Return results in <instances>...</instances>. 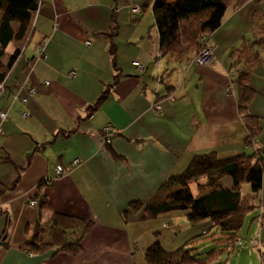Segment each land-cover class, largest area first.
<instances>
[{"label": "crops", "instance_id": "crops-1", "mask_svg": "<svg viewBox=\"0 0 264 264\" xmlns=\"http://www.w3.org/2000/svg\"><path fill=\"white\" fill-rule=\"evenodd\" d=\"M153 4L43 0L30 25L28 47L24 40L7 46L4 64L16 50L19 54L0 95V111L7 113L0 135V264H145V250L155 241L167 251L190 245V239L181 245L174 233L171 239L157 238L148 220L160 216L150 218L145 208L194 156L251 154L238 105L236 80L245 69L238 55L245 57L246 48L264 34V0L227 2L220 27L209 36L210 67L194 65L192 50L180 58L160 55ZM133 6L140 15L131 13ZM252 51L256 64L246 71L255 94L248 115L260 119L252 148L264 151V47ZM230 83L233 88L226 93ZM30 89L35 94L25 105L14 100ZM156 101L159 112L153 109ZM108 125L115 134L107 146L101 132ZM57 166L65 170L61 176L55 174ZM221 182L232 186L229 177ZM31 199L35 207L29 206ZM256 202L264 205V174ZM130 203L142 208L123 216ZM54 214L91 224L79 255L61 251L60 243L51 240ZM254 218L250 226L256 224L253 238L259 246H250L257 252L239 253L223 264H264V225ZM81 232L60 236L74 242ZM33 244L44 248L37 251Z\"/></svg>", "mask_w": 264, "mask_h": 264}, {"label": "trees", "instance_id": "trees-1", "mask_svg": "<svg viewBox=\"0 0 264 264\" xmlns=\"http://www.w3.org/2000/svg\"><path fill=\"white\" fill-rule=\"evenodd\" d=\"M38 1L0 0L2 14L0 20V85L5 84L8 71L19 54V50H16L8 63L4 64L2 60L5 50L12 41L25 39L38 9ZM228 1L154 0L153 15L158 31L160 55L177 56L191 50L195 51V55L199 53L202 47L199 39L207 36L208 40V37L220 27ZM13 23L18 25L17 29L13 28ZM260 36L259 40L246 48L248 54L245 57L238 55L245 65V69H242L238 75L236 84L239 112L249 133L244 140L248 147H253L261 131L260 119L248 115V108L255 93L249 85V74L246 71L256 64L257 52H253L252 48L258 45L264 47V34ZM108 94V91L103 93L90 110H95ZM109 143L110 141L105 144L108 146ZM263 174V149H254V152L249 155L240 153L226 159L220 158L216 152L198 154L181 174L170 177L163 184L155 200L145 210L153 219L178 211L185 212V218L190 224L209 219L213 226L227 234L230 245L235 247L237 234L245 218L255 209L254 201L261 192ZM225 177L232 180V186L229 188L221 182ZM192 183L197 184V197L190 191ZM243 184L250 186L252 193L250 200L242 199L240 191ZM44 204L42 199L41 206ZM259 206L264 205L260 203ZM141 208L142 205L139 203H130L123 216L128 215L130 210L137 211ZM49 226L50 238L51 236L55 238L60 243L61 251L72 256L81 253L80 240L91 228L90 223L58 214L53 215ZM75 229H80L82 232L74 242H72L73 239L60 236L62 232ZM205 234H207L206 230L202 232V235ZM31 247L37 251L44 248L43 245L34 244ZM218 254L220 255V252ZM219 255L212 253L205 260H200L196 257L197 255L193 254V250L186 248L185 245L174 251H167L158 241H155L145 250L144 261L145 264H216Z\"/></svg>", "mask_w": 264, "mask_h": 264}, {"label": "rangeland", "instance_id": "rangeland-1", "mask_svg": "<svg viewBox=\"0 0 264 264\" xmlns=\"http://www.w3.org/2000/svg\"><path fill=\"white\" fill-rule=\"evenodd\" d=\"M29 32H30V28L28 30V33L25 36L24 41L22 42V43H24L23 44L24 49H26L28 47V44H26V41H27ZM198 38H197V40H198ZM201 39H202V37L199 39L201 46H202L200 51L204 47L203 43L201 42L202 41ZM206 46L209 49L210 53L213 54V49L209 45V37H208ZM200 51H199V53H200ZM199 53H197L192 60V63L194 65H197V66H201V65L196 63V59L198 58ZM171 57L180 58L181 54H179L177 56L171 55ZM212 64H213V60H212V63H210L209 65H207L205 67H210V66H212ZM162 74H163V72H162ZM161 79H162V77L158 78L159 83L162 82ZM230 84L233 86V83H230ZM230 84L227 87H231ZM232 88L233 87H231V90H232ZM166 99L172 100L173 97L171 95V96L166 97ZM157 106L160 107V103L158 101H156L153 104V109L156 110L155 107H157ZM251 148H249V153H252L253 148L252 149ZM253 152H254V149H253ZM196 185H197L196 183H192L190 185V191L195 197L198 196V193L196 191ZM240 193H241L242 199L250 200L252 197V193H251L249 184H243ZM247 204H249V202ZM259 205H260V202L259 203L256 202L255 209H253L251 211V213L249 215H247V217L245 218V221H244L239 233L237 234V238L240 240V244H239V246L235 245V247L230 245V242L227 240L228 239L227 234L223 233L218 227L213 226L209 219L201 220L195 224H190L188 222L189 226L186 225L187 222L185 220L186 219L185 218V212H183V211L172 212L171 214L169 213L168 215H171V216L166 217L165 215L164 216L162 215L158 219L148 220V221H150L148 225H150L152 229L155 228L156 233H157V238H159L160 236H162V237L166 236L169 239H171L172 236L177 235V239L180 240L181 245H182V242L184 240H187V239L191 240V238H192V240H191L192 244L185 245V247L191 248L193 250V254L197 255L196 257L199 258L200 260H205L208 257V255L212 254V253L213 254L216 253L217 255H219L218 252H220L219 257L220 256H222V257L216 264H223L226 261H227V263H229L230 260L235 257V255H239V253L245 254V253H247V251L255 249V248H252L250 246V244H251V241L254 239L253 238L254 237L253 231L255 229L256 224L252 223L250 226V223L252 222V219L254 217H256L258 215L256 217V218H258L259 215H261V213H263L260 211L261 207ZM256 212L258 214H256ZM256 218H254V219H256ZM145 223L146 222H144L143 224H145ZM182 224H184L186 227L181 228L180 226H182ZM164 225H166V226H164ZM168 226H169L168 230H165L164 227H168ZM143 228H146V227H143ZM203 230H206L207 234L202 235ZM197 232H198V235H191V234H194ZM255 251H256V249H255Z\"/></svg>", "mask_w": 264, "mask_h": 264}, {"label": "built area", "instance_id": "built-area-1", "mask_svg": "<svg viewBox=\"0 0 264 264\" xmlns=\"http://www.w3.org/2000/svg\"><path fill=\"white\" fill-rule=\"evenodd\" d=\"M42 1L43 0H39L38 1V9L40 7V5L42 4ZM131 13L133 15H136V14H140V9L137 7V6H133L131 8ZM202 43H203V48L202 50L200 51L199 53V56L198 58L196 59V63L201 65V66H207L209 65L210 63H212V60L214 59V55L212 53H210L209 49L207 48L206 46V43H207V36H203L202 39H201ZM42 46L41 47H37L36 50H35V55L36 57L40 58L43 56V51H42V48H43V44H41ZM132 66L136 67V68H139L140 70H144L146 68V66L144 64H140V63H137V62H132ZM70 76L71 77H74L75 74L74 72L70 73ZM47 84V83H46ZM230 86L232 87V85L230 84ZM231 87H227V89L225 90L226 93H230L231 91ZM4 89V85H0V95H1V92L3 91ZM27 96L26 97H22L20 94H17L14 96V100L15 101H19L21 102L23 105H25L28 101V99L30 97H32L34 94H35V90L34 89H30L29 91H27ZM156 110H160V107L157 106L155 107ZM24 117H27L28 114L25 113L23 115ZM7 119V113L4 112V111H0V135L2 133V129H1V124ZM115 134V129L113 127H111L110 125L106 126L102 132H101V137L104 141V143L106 142H109L110 141V137L113 136ZM79 162L76 161L74 162V165H77ZM64 169L62 166H57L55 168V174L56 176H61L63 173H64ZM45 184H50V181L49 180H46L45 181ZM29 206L30 207H35L37 205V201L35 199H31L29 201ZM260 211L263 212L261 213V215H259L258 217V222L263 225L264 224V208L261 206L260 208ZM236 246H239L240 244V240L237 238L235 243H234ZM251 246L252 247H258L259 246V240L258 238H254L252 241H251Z\"/></svg>", "mask_w": 264, "mask_h": 264}]
</instances>
